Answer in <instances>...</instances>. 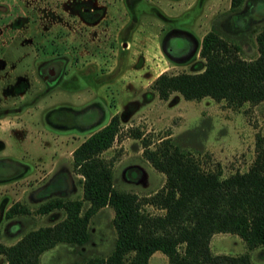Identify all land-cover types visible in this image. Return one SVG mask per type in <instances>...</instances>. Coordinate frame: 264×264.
I'll use <instances>...</instances> for the list:
<instances>
[{
	"label": "rangeland",
	"instance_id": "obj_1",
	"mask_svg": "<svg viewBox=\"0 0 264 264\" xmlns=\"http://www.w3.org/2000/svg\"><path fill=\"white\" fill-rule=\"evenodd\" d=\"M59 1L58 6L49 9L61 14L63 21L48 24L53 29L49 33L54 34L48 46L60 51L59 56L65 58V68L71 74L48 92L43 90L36 73L37 62L26 58L31 54L37 58L52 54L45 51V46L38 48L35 38H29V47L24 50L28 53L26 57L14 55L10 59L3 49L8 46L15 29L9 28L13 24L0 21V158L14 159L29 169L21 178L0 183V244L10 245L26 231L51 225L63 217V212L56 209L48 214L37 213L41 203L54 197L81 198L80 176L72 169L71 152L113 114L118 116L119 131L111 146L99 156L110 164L114 188L134 193L139 199L152 194L164 183V175L144 159L142 141L153 149L161 140L168 139L190 154L203 170L219 168L222 176L248 168L254 158L256 136L264 140V101L245 102L233 108L224 100L215 101L210 97L185 100L177 92L160 99L150 85L160 73H194L203 68V59L197 52L185 60L169 59L162 52L159 41L170 26L187 28L198 39L213 26L229 42L238 45L240 57L254 58L255 35L264 29V11L255 14L250 10L262 0H244L234 12L229 11V0L172 3L160 0L158 7L172 21H162L152 15L139 16L138 26L130 35L129 47L122 53L119 40L128 16L119 0H105L102 6L105 18L92 26L77 16L67 18L70 11L61 5L64 0ZM7 3V13L11 14L7 20L20 15V9L25 12L23 1L7 0ZM185 7L191 9L181 14ZM46 9L44 6L43 10ZM48 13L52 12L48 10ZM17 82L26 90L15 95L12 89ZM61 105L75 111L88 107L82 114L89 116L98 110L99 123L80 132H74L75 127H60L72 126L75 119L78 120L76 112L60 114L51 109ZM42 109L45 112L49 109L43 122L39 113ZM7 164L0 163V177H8L21 168L14 169ZM60 173L65 174L67 183L61 185L64 189L41 193L40 189ZM14 202L27 207L29 212L6 218L4 213ZM87 205L83 202L82 211ZM142 207L152 214L162 212L149 205ZM112 216L110 207L100 208L89 220L86 243L80 247L56 244L39 255V264H80L89 257L106 256L115 239ZM209 248L213 254L247 252L253 264H264V247L247 249L235 234H212ZM0 264H5L2 255ZM147 264H166V257L155 251Z\"/></svg>",
	"mask_w": 264,
	"mask_h": 264
},
{
	"label": "trees",
	"instance_id": "obj_2",
	"mask_svg": "<svg viewBox=\"0 0 264 264\" xmlns=\"http://www.w3.org/2000/svg\"><path fill=\"white\" fill-rule=\"evenodd\" d=\"M243 1L229 0V11H236ZM250 11L263 13L264 0L257 1ZM233 18L230 19L234 21ZM255 43L256 56L244 59L238 55V45L212 26L203 34L197 48L198 56L203 59L201 71L160 73L150 87L160 99L177 92L185 100L210 97L224 100L233 108L245 102L264 101V29L256 33ZM59 110L62 112L65 107L60 106ZM118 131V116L113 114L72 150V169L80 176L81 198L54 197L41 203L37 213L48 214L56 209L63 212V217L51 225L26 231L10 245L0 244L5 264H39V255L59 243L82 246L89 238L90 218L105 206L113 211V247L106 256L89 257L80 264H147L155 251L166 257V264H253L247 252L213 254L209 239L214 233H231L243 240L247 249L264 247L262 137L256 136L255 154L248 168L227 176H222L219 168L203 170L190 154L168 139L161 140L153 149L142 141L144 159L164 175V183L139 199L134 193L114 188L110 164L99 156L111 146ZM1 162L22 169L0 177V183L21 178L29 171L14 159L1 157ZM66 183L65 174L60 173L40 192L51 194L63 190L61 185ZM85 201L88 205L82 211ZM143 205L162 212L149 213ZM28 212L27 207L14 202L4 216L11 218Z\"/></svg>",
	"mask_w": 264,
	"mask_h": 264
},
{
	"label": "flooded vegetation",
	"instance_id": "obj_3",
	"mask_svg": "<svg viewBox=\"0 0 264 264\" xmlns=\"http://www.w3.org/2000/svg\"><path fill=\"white\" fill-rule=\"evenodd\" d=\"M22 1L24 2L25 5L24 6L25 12L20 9L21 11L20 15H16L12 19L10 17L7 20V16L11 15L10 13H7L6 10L8 7L7 0H0V21L2 20L3 23L9 22V24H13V26L10 25L9 28L14 27L13 29H15V33L11 36V38L8 41L9 43L8 46L5 47L3 50L5 51L4 53L6 55H9L11 59V50L13 49L19 52V53L16 52L15 56L26 57V54L28 53H24L22 55L20 54V52H22L26 47H29L27 46V44L30 43L28 41L29 38H31L32 40L33 38H35V42L37 43L38 48L42 47L44 49L45 46L46 47L45 51H47L52 55H49L47 57L37 58L35 55L31 54V56H29V60L30 62L34 60L37 62L35 67L36 73L41 79L43 90L48 92L55 85L61 83V81H63L65 78L67 79V76H70L71 74V72L65 68V63H66L65 58L59 56L60 51L58 49H54L53 48L54 46H48V44L51 43V41L53 42L54 40V34L49 33L53 29L49 28L48 24L49 23L57 24L63 21L62 15L53 13V10L49 9V7L58 6L60 4V1L59 0H21V2ZM159 1L160 0H154V1L153 0H119V2H121V4L126 7L127 16H128L127 22L124 24V26L121 29V36L119 40V50L121 53L127 50L129 47L130 35L138 26L139 16L152 15L162 21H170V20L172 21V19H169V17H167L165 13H163L161 9L158 7ZM165 1L172 3L180 0H165ZM106 2L107 1L105 0H64V2L61 3V5L66 10L70 11L67 18H70L71 16L75 18L77 16L87 25L92 26L100 22L101 20H104L105 13L103 11L104 9L102 6H104ZM44 6L47 7L46 11L43 10ZM190 9L189 7H185L184 9H182L181 14L185 13L186 11H189ZM48 10L51 11L52 13H48ZM32 22H35L36 26H33ZM45 23H47V25ZM30 26L34 27V29L33 28L31 29ZM28 27L30 29H28ZM200 40L201 38L198 39L197 37H195L193 31L188 30L187 28H183L180 26H170L168 27L167 30L163 32L161 39L159 41V46L162 52L169 59H179V58L185 59L191 55H194V53L197 52L198 50L197 48L199 46ZM17 42L19 43L17 45L18 47L15 46ZM36 53H38L37 50L35 51V54ZM81 74L82 73H79L78 75ZM12 90H13L12 92L16 93L15 95H18L20 94L19 91H25L26 88L25 87L23 88L22 83L17 82ZM9 104L12 106V104L14 103H9ZM35 106H37V104H35ZM61 106L65 107V110H63L62 112H66V113L76 112L77 115L76 118H78V120L75 119V122L72 123V126H60V127H75L74 132L76 131L80 132V131H87L91 129L93 125L99 123L100 112L98 110H95L93 114H90L89 116L88 114L87 115L82 114V112L86 113L85 110L88 107L85 109H81L80 111H75L67 105H61ZM59 107H54L51 109L60 113ZM15 110L18 109H16L15 107ZM48 112L49 109L46 112L43 111V109L39 111L42 122L44 116ZM60 114H64V113H60ZM79 127H83L82 130L79 129Z\"/></svg>",
	"mask_w": 264,
	"mask_h": 264
},
{
	"label": "crops",
	"instance_id": "obj_4",
	"mask_svg": "<svg viewBox=\"0 0 264 264\" xmlns=\"http://www.w3.org/2000/svg\"><path fill=\"white\" fill-rule=\"evenodd\" d=\"M24 50H25V49H24ZM24 50H23L22 52H20V54H22V55H23V54L25 53V51H24ZM16 52H17V51H15L14 49H13V50H11V59H12V56H14V55L16 54ZM17 53H19V52H17ZM26 59H27V60H29V58H28V57H27ZM25 64H26V60H25Z\"/></svg>",
	"mask_w": 264,
	"mask_h": 264
}]
</instances>
